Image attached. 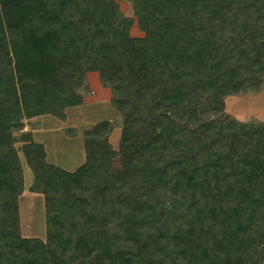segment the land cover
Here are the masks:
<instances>
[{
    "label": "trees",
    "instance_id": "1",
    "mask_svg": "<svg viewBox=\"0 0 264 264\" xmlns=\"http://www.w3.org/2000/svg\"><path fill=\"white\" fill-rule=\"evenodd\" d=\"M130 1L143 36L116 0H0V264H264V122L225 112L264 90V0ZM90 71L120 144L99 121L70 171L14 129L65 121ZM19 150L45 239L22 234Z\"/></svg>",
    "mask_w": 264,
    "mask_h": 264
},
{
    "label": "rangeland",
    "instance_id": "2",
    "mask_svg": "<svg viewBox=\"0 0 264 264\" xmlns=\"http://www.w3.org/2000/svg\"><path fill=\"white\" fill-rule=\"evenodd\" d=\"M122 12L131 18L132 36H143L138 25L130 0H116ZM82 102L66 108V120L63 121L51 114L21 119L22 127L14 129L18 135L21 130H32L34 139L44 144L47 160L67 170L73 171L86 160L84 134L87 129L103 120H110L114 127L108 137L115 148H119L122 119L112 104V91L105 86L98 71L87 73L84 83L74 88ZM225 112L239 120L257 119L264 122V90L257 93L231 95L226 98ZM16 146L20 148L21 143ZM19 155L23 165L25 187L19 197V210L22 234L27 237L47 236L45 200L42 193L32 192L30 185L33 173L27 165L21 150Z\"/></svg>",
    "mask_w": 264,
    "mask_h": 264
}]
</instances>
